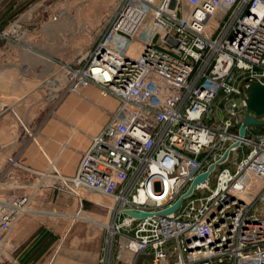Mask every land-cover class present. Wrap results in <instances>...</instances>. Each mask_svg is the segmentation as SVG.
<instances>
[{
	"label": "built area",
	"instance_id": "1",
	"mask_svg": "<svg viewBox=\"0 0 264 264\" xmlns=\"http://www.w3.org/2000/svg\"><path fill=\"white\" fill-rule=\"evenodd\" d=\"M61 68L67 91L94 85L116 108L73 175L0 160V183L17 168L37 177L0 197V245L52 187L107 210L100 264H264V129L239 134L245 90L264 84V0H115L86 62Z\"/></svg>",
	"mask_w": 264,
	"mask_h": 264
},
{
	"label": "rangeland",
	"instance_id": "2",
	"mask_svg": "<svg viewBox=\"0 0 264 264\" xmlns=\"http://www.w3.org/2000/svg\"><path fill=\"white\" fill-rule=\"evenodd\" d=\"M114 3L115 0H0V5H3L7 14H10L6 18L8 25L14 21L19 13L25 11L31 13L30 19L25 18L23 22L17 23L18 25L21 24V28L9 26L5 36L0 39V49L3 50L0 53V70L11 69L12 73H20L19 76H24L23 79H25L24 87H21L20 90H18V87L16 88V84L12 83L7 87L8 89H5L7 93H11L6 101L11 104L21 97L31 99L29 102L25 101L28 109H17L18 114L21 115L20 118L23 117V122H18L15 117L7 121L10 124L7 127L9 137H11V134L15 137L20 136V138L28 136L25 128L29 130L34 128V131H36L39 126V118L37 117L39 109L49 105V109L55 110L69 97L83 98L92 107V114L88 116L78 115V121L86 123L91 119H95L96 125L94 128H97V130L105 125L112 111L114 99L102 96L94 85L88 86L80 93H70L63 88L66 73L61 66L63 64L74 66L80 63L82 65L86 62L87 53L104 33L107 14L111 11ZM54 14H57V20H53ZM20 42L30 47H25L26 50L29 49L33 54L39 56L37 60L33 61L34 64L31 62L29 64L26 61L23 55L25 49L21 47ZM18 51L20 56L17 58ZM42 53L47 54L49 56L47 59L55 65L52 64L49 68V62L43 58L46 56ZM38 64H43L47 71L53 70L54 74L41 77L44 71L40 70L41 66H38ZM49 73H52V71ZM31 78L34 79L30 81ZM49 80L55 81V85L49 86ZM51 88H54V93H49ZM7 117L11 116L8 115ZM34 125H37V128ZM255 126L260 129L264 127V125ZM5 140H7V137ZM20 171L17 168L8 178L4 176L0 183L1 198H3V195H18L26 190L25 187H15L17 182L22 186V184H25L23 181L29 178L32 183L37 181L36 176L32 177L29 173ZM215 174L216 171L213 174L212 181ZM60 198L62 202L57 200ZM93 198L98 199V197ZM38 200L46 207L50 206L49 208L61 212L55 214V218L36 215L41 220L42 227L45 230V235L39 242L38 247L41 248L46 243L52 248L53 254L59 244V254L71 249L70 247L73 246L71 237L76 227L80 225L82 227L90 226L87 222L80 220L71 221L68 214H65L66 212L79 211L85 213L91 209L95 211V216H105L103 223L107 224L109 218L105 208L91 205L90 202L80 206L71 197L58 192L52 187L40 189L34 201ZM103 200L104 203L107 202L105 198ZM23 217L34 216L27 213ZM103 231L105 237L106 231ZM146 260L145 256H141L138 264H150L144 263ZM148 262H150V259H148Z\"/></svg>",
	"mask_w": 264,
	"mask_h": 264
},
{
	"label": "crops",
	"instance_id": "3",
	"mask_svg": "<svg viewBox=\"0 0 264 264\" xmlns=\"http://www.w3.org/2000/svg\"><path fill=\"white\" fill-rule=\"evenodd\" d=\"M4 10V6L0 5V39L5 36L9 26L15 27L18 25L17 23L23 22L25 18L30 19L31 14L29 11L19 13L14 18V21L8 25L6 18L10 14H7V11ZM20 44L25 50V47L30 48L23 42H20ZM1 52L3 50L0 49ZM42 54L46 56L42 57L49 62L50 68L53 63L47 59L49 58L47 54ZM19 56L20 53L18 51L17 58ZM38 66H41L40 70L44 71L41 77L54 74L53 70L47 71L43 64H38ZM51 71L52 73H49ZM19 74L12 73L11 69L8 68L0 70V160L4 162L8 156L16 154L22 165L29 167L33 172L39 173L49 168V159H51L60 173L65 175L75 174L83 151L89 147L92 141V135L98 134L103 128L98 130L94 128L96 125L95 119H91L86 123L78 121V115H91L92 107L83 98L74 97L64 100L55 110L49 109V105H46V107H41L37 112L39 126L37 128V125H34L37 128L36 140L28 136L23 138H20V136L15 137L13 134L9 137L7 127L10 124L7 121L14 117L18 122L22 121L23 117L20 118L21 115L18 114L17 109H28L25 101L29 102L31 100L21 97L11 104L6 101L11 93H7L5 89H8L7 87L11 83L16 84L18 90L24 87V76L21 77ZM32 79L34 78L29 80L31 81ZM48 85H55V82L51 80ZM49 93H54V88H51ZM113 101L112 110L117 105V101ZM8 115L11 117H7ZM6 137L7 140H5ZM36 194L33 195L26 212V214L30 213L34 217L22 216L9 231L5 241L0 245L1 248H4V246L7 248L3 255L0 254V264H13L15 260L18 261L17 264H100L99 259L105 241L104 223L102 222L105 216L102 217L100 215L101 217H97L94 215L95 211L91 209L85 213L79 211L66 212L65 214H68V218H71V221L80 220L87 222L90 226L82 227L80 225L76 227L71 237V244L73 245L70 247L71 249L59 254V244L53 254L52 248L46 243L41 248L38 247L39 242L45 235V230L42 227L41 220L36 215L55 218V214L61 212L49 208L50 206L46 207L40 200L34 201ZM57 200L62 202L61 198ZM91 205L94 204L91 203Z\"/></svg>",
	"mask_w": 264,
	"mask_h": 264
},
{
	"label": "water",
	"instance_id": "4",
	"mask_svg": "<svg viewBox=\"0 0 264 264\" xmlns=\"http://www.w3.org/2000/svg\"><path fill=\"white\" fill-rule=\"evenodd\" d=\"M248 98H247V112L244 116L243 124L239 128V134L243 137L246 134V127L250 125H264V120H260L264 118V84L261 83H252L249 87L245 90ZM235 145H239V143H235ZM229 154V150L227 149L222 158L219 160L220 162L223 161ZM216 167V163H211L206 171L198 175L193 182L191 183L189 189L186 193L181 195L175 204L165 210H162L161 213H169L175 210L181 203L182 199L188 195H190L194 189V187L205 180L210 172H212ZM127 213L131 215H143L141 212H135L132 210H128Z\"/></svg>",
	"mask_w": 264,
	"mask_h": 264
},
{
	"label": "bare ground",
	"instance_id": "5",
	"mask_svg": "<svg viewBox=\"0 0 264 264\" xmlns=\"http://www.w3.org/2000/svg\"><path fill=\"white\" fill-rule=\"evenodd\" d=\"M133 48L134 49H136V45L135 46H133ZM88 54V53H87ZM87 56V55H86ZM24 57L26 58V61H28L29 62V64H30V62L31 63H33V61L36 59H38V55H35V54H33V52L31 51V50H25L24 51ZM85 60H86V58H85ZM27 64V63H26ZM54 73V72H53ZM57 79V78H56ZM31 201V200H30ZM29 204H30V202L28 203V206H29ZM28 206H27V209L24 211V213H23V215H25L26 214V212H27V210H28ZM16 224V223H15ZM14 224V225H15ZM104 225H106V223H104ZM5 241V240H4ZM3 241V242H4ZM7 250V248H5V246H4V248H1V246H0V254H2L3 255V252H5Z\"/></svg>",
	"mask_w": 264,
	"mask_h": 264
},
{
	"label": "trees",
	"instance_id": "6",
	"mask_svg": "<svg viewBox=\"0 0 264 264\" xmlns=\"http://www.w3.org/2000/svg\"><path fill=\"white\" fill-rule=\"evenodd\" d=\"M263 129H264V127H263V128H261V129H260V128H258V130H263Z\"/></svg>",
	"mask_w": 264,
	"mask_h": 264
}]
</instances>
